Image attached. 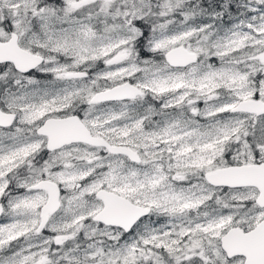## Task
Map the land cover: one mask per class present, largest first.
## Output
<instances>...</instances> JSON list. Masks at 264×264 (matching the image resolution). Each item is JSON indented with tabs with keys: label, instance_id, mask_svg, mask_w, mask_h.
I'll list each match as a JSON object with an SVG mask.
<instances>
[{
	"label": "snow or ice",
	"instance_id": "snow-or-ice-1",
	"mask_svg": "<svg viewBox=\"0 0 264 264\" xmlns=\"http://www.w3.org/2000/svg\"><path fill=\"white\" fill-rule=\"evenodd\" d=\"M0 264H264V0H0Z\"/></svg>",
	"mask_w": 264,
	"mask_h": 264
}]
</instances>
